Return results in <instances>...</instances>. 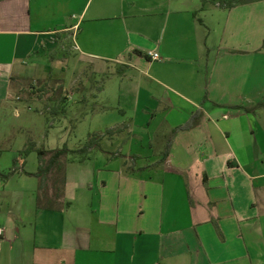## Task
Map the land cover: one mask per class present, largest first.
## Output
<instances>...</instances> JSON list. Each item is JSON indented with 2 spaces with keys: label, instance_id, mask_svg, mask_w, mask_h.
<instances>
[{
  "label": "crops",
  "instance_id": "0c3cea01",
  "mask_svg": "<svg viewBox=\"0 0 264 264\" xmlns=\"http://www.w3.org/2000/svg\"><path fill=\"white\" fill-rule=\"evenodd\" d=\"M227 1L0 0V102L64 82L69 44L113 100L100 150L63 159L61 210L37 208L33 152L0 154V264H264V0Z\"/></svg>",
  "mask_w": 264,
  "mask_h": 264
},
{
  "label": "rangeland",
  "instance_id": "374dc122",
  "mask_svg": "<svg viewBox=\"0 0 264 264\" xmlns=\"http://www.w3.org/2000/svg\"><path fill=\"white\" fill-rule=\"evenodd\" d=\"M72 47V44L62 50L59 47L54 53L55 59L64 63L61 66L65 74L64 82H50L46 87L31 78L17 87L5 102H0V154L12 151L10 155L3 153L4 157L20 156L27 146L42 150H55L63 146L71 150L80 149L91 135L92 109L99 105H111V98L92 97L99 92V86L105 85L106 75L96 77L89 69L84 72ZM39 59L45 65L50 62V54L40 55ZM23 61L29 75L33 55ZM111 86H108V91ZM66 92L69 98L65 97ZM101 146L115 152L119 149L117 144L107 145L103 142ZM36 161L37 154L33 152L27 158L26 170H35Z\"/></svg>",
  "mask_w": 264,
  "mask_h": 264
},
{
  "label": "trees",
  "instance_id": "16d2710c",
  "mask_svg": "<svg viewBox=\"0 0 264 264\" xmlns=\"http://www.w3.org/2000/svg\"><path fill=\"white\" fill-rule=\"evenodd\" d=\"M248 3V0H228L221 5L225 8H230L235 4ZM195 117L189 120L185 125L174 129L173 134L189 130L194 125ZM102 136L99 134H91L82 148L77 150H70L66 146L55 150H42L36 149L34 146H27L20 152V156H27L31 152L37 154L38 169L36 173L26 174L31 177H35L39 180L38 195H37V208L48 211L61 210L62 206H67L64 203L63 187L65 183L64 179V162L63 159L67 156H85L91 150H100V140ZM168 156V152L165 151V159ZM82 159V158H80ZM160 161L161 163L165 161ZM16 164V162H15ZM14 169L5 175H1L2 178H8L14 173Z\"/></svg>",
  "mask_w": 264,
  "mask_h": 264
},
{
  "label": "built area",
  "instance_id": "2783aa9c",
  "mask_svg": "<svg viewBox=\"0 0 264 264\" xmlns=\"http://www.w3.org/2000/svg\"><path fill=\"white\" fill-rule=\"evenodd\" d=\"M149 58L151 61H160V57L157 53H150ZM2 235V230L0 229V236Z\"/></svg>",
  "mask_w": 264,
  "mask_h": 264
}]
</instances>
